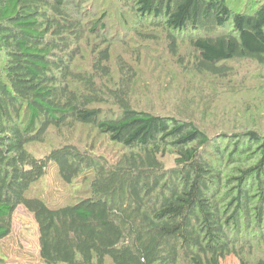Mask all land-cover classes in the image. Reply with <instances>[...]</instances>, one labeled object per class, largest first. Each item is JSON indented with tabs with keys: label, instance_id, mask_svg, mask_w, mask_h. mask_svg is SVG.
I'll return each mask as SVG.
<instances>
[{
	"label": "trees",
	"instance_id": "16d2710c",
	"mask_svg": "<svg viewBox=\"0 0 264 264\" xmlns=\"http://www.w3.org/2000/svg\"><path fill=\"white\" fill-rule=\"evenodd\" d=\"M85 2L0 0V242L23 207L38 227L39 264H222L231 255L248 264L244 252L264 244V131L209 134L189 117L138 109L130 80L97 81L113 78L104 65L110 47L93 74L79 71L82 43L107 18L88 19ZM245 2L250 8L231 0L127 5L143 30L166 31L173 55L186 36L197 73L225 78L242 62L264 68V0ZM105 103L116 110L97 107ZM78 125L96 126L120 149L64 139L33 150L53 130ZM53 165L66 185L83 182L71 189L83 195L69 193L67 204L43 198L35 186Z\"/></svg>",
	"mask_w": 264,
	"mask_h": 264
},
{
	"label": "rangeland",
	"instance_id": "374dc122",
	"mask_svg": "<svg viewBox=\"0 0 264 264\" xmlns=\"http://www.w3.org/2000/svg\"><path fill=\"white\" fill-rule=\"evenodd\" d=\"M232 5L243 8L245 0H231ZM247 1V0H246ZM127 0H86L84 7L88 19L107 15L106 27L99 36H88L82 43L78 70L93 74L99 52L111 48V60L106 65L112 79L98 76V83L117 87L121 80H130L132 101L140 110L159 114H173L189 117L198 127L215 134L219 131L238 132L241 130L264 131V68L255 63L242 62L233 66L232 73L225 78L199 74L193 68L196 52L190 48L186 36L178 35L179 55H173L166 31L143 30L134 13L128 9ZM144 27L148 25L143 23ZM150 28V27H149ZM157 39H147V37ZM146 37V38H145ZM121 58L125 60L123 77ZM121 79V80H120ZM104 112L114 111L112 103L100 106ZM50 133L46 141L32 147L37 154H44L53 146L70 140L79 148L94 149L114 154L120 149L93 125H78L75 128ZM167 162H171L168 158ZM80 183L72 186L62 182L56 166H50L46 177L35 186L49 202L53 203L79 197L83 192H72ZM88 183V182H87ZM87 188L83 184V190ZM80 190V191H83ZM83 195V194H82ZM75 200V199H74ZM72 203V202H71ZM54 204V203H53ZM249 233L248 239L252 240ZM248 248V247H247ZM247 249L244 258L248 264L264 258V244H255L253 251ZM40 246L38 227L32 215L19 207L14 214L11 234L0 242V264H39ZM106 264H111L108 260ZM222 264H241L237 256L226 257Z\"/></svg>",
	"mask_w": 264,
	"mask_h": 264
}]
</instances>
